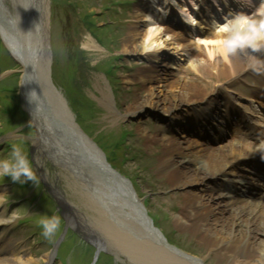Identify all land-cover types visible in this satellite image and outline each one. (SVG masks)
<instances>
[{
    "label": "bare ground",
    "instance_id": "obj_1",
    "mask_svg": "<svg viewBox=\"0 0 264 264\" xmlns=\"http://www.w3.org/2000/svg\"><path fill=\"white\" fill-rule=\"evenodd\" d=\"M207 1L211 0H149L151 6L148 3L143 4L139 8L137 19L149 17L151 20H156L159 25L161 19L158 18L168 14L175 17L179 13L184 16L191 6H202ZM9 2L10 6L5 4L4 0H0V35L4 38V45L13 54L12 47L15 46V42L8 37V29L14 28L15 32L21 35L22 32L25 33L24 22L26 26L32 27L33 20L38 19L45 30L48 26L46 24L48 17H44L45 14L42 15L43 10L37 17L34 16L33 10L36 13L37 9L31 8L27 0H9ZM49 2V0L43 1L47 4V9ZM189 14L191 15V12ZM172 16H170L172 19L170 27L155 26L154 30L146 32L143 37L139 28L133 26L132 33L125 41V53L155 58L157 54L169 51L172 46L177 45V48L183 51L197 47L200 51L193 55L192 61L195 62L193 69L199 76L197 79L188 81L185 76L167 74L169 77L163 79L158 75L157 67L149 68V71L141 78V81L147 85L149 98L146 101L137 102L126 112V116L137 114L140 110L143 112L149 107L157 113L164 112V114L172 115V118H177V115L181 113L179 110L189 112L190 107H201L207 103L205 110L196 113L195 117H188V121L200 120L207 115V112H214L226 105L222 101L223 97L216 96L219 93L218 90L211 88L210 84V80L222 77L228 79L234 77L238 82L242 77L251 74L250 79L260 85L258 88L264 89V71L257 72L250 67L257 59L264 61V52L256 54L255 58L244 53L228 58L221 55L210 57L209 52L214 51L217 46L202 42L192 47L188 44L182 29L189 25L191 29L197 31L198 20L186 17L184 21L179 17V20L174 21ZM151 25L154 26V23ZM175 27L177 29H174ZM216 39H218L217 35L208 38L207 41ZM91 42L92 39L87 41L85 46L87 49L97 51L99 47ZM148 48L152 51H146ZM177 60L183 63L182 57ZM247 80L244 79L240 83L234 81L228 88L232 89L242 83L248 85ZM94 88L100 93L101 99H98L101 105L110 111L108 121L111 124L119 121L122 117L114 112L108 86L99 79ZM200 93L204 95L198 99L197 96ZM176 120L179 123L181 118ZM160 134L155 138L147 137V141L150 142V148L155 150L153 155L160 156L157 172L163 178L159 181L157 191L163 194L160 199L163 203L161 208L165 209V205L169 206V209H165L167 212L164 211L166 214L159 218L160 222H163V233L152 230L146 219L139 214L138 207H144V204L135 190L133 192L136 198L130 201L132 205L128 211L130 213L128 218L122 216L117 218L118 224L111 221L108 226L105 225L104 217L96 220L91 215L89 218H94L97 223L88 225L89 219L80 212L84 209L86 213L89 206L84 204L80 196L72 192L75 187L73 177L49 161L48 156L42 152L44 150L41 148V140L38 137L33 139V161L43 183L56 198L60 210L66 217L65 220H70L69 224H73L82 234L86 233L85 229L90 228L98 233L97 235H101V238H96L101 241V245L108 246L109 250L113 251L119 264H214L215 262L264 264V199L243 200L242 197L230 195L228 191L224 192L223 187L242 183L236 176L239 175L238 169L243 166V158L255 157L257 153L264 151V145L257 146V144L234 139L219 149H212L204 143L179 142L175 138L162 139ZM262 154L264 155V152ZM49 164L53 166L54 174L50 172ZM64 179L70 189L72 188L71 194L76 201L62 191L60 183H63ZM215 179H218L215 187L208 184ZM217 184L222 185L216 186ZM197 186H200L201 190H198ZM3 199L0 196V219H5L6 211L1 210ZM2 225L3 223H0V226ZM10 241L0 248V264H16V256H23L27 264L34 263V257L24 249L23 245L11 248V254H7L6 248ZM186 242L200 245L201 250L183 248ZM172 244H176L177 247ZM2 252L5 254H1ZM51 257V255L44 257L46 264L52 261Z\"/></svg>",
    "mask_w": 264,
    "mask_h": 264
},
{
    "label": "rangeland",
    "instance_id": "obj_2",
    "mask_svg": "<svg viewBox=\"0 0 264 264\" xmlns=\"http://www.w3.org/2000/svg\"><path fill=\"white\" fill-rule=\"evenodd\" d=\"M49 1L53 81L68 99L69 106L73 109L81 128L104 151L115 170L131 181L141 202L145 203L150 219L163 233V222H160L159 218L166 214L165 209H169V206L165 205V209L161 208L163 203L160 199L163 194L157 191L159 181L163 178L157 172L160 156L153 155L154 149L150 148L147 137L155 138L161 133L162 139L169 140L174 137L179 142L198 143L194 126H191L193 134L185 135L187 123L189 124L188 117L195 113L191 111L192 109L189 112L179 110L181 112L177 115L181 118L179 123L174 120L176 118L168 117L169 114L157 113L148 106L143 112L140 110L137 114L127 116L125 114L137 102L149 98L147 85L141 81V78L153 66L158 68L156 69L158 75L163 79L169 77L167 74L182 75L187 77L188 81L197 79L199 75L193 69L195 62L192 58L200 50L195 48L193 46L195 43L190 40L188 44L194 48L183 51L178 49L177 45L172 46L169 51L159 53L155 58L125 53V41L132 33L133 26L139 28L142 37L146 32L154 30L155 26L163 28L168 26L163 18H159L162 20L159 21V25L156 20H151L149 17L137 19L139 8L143 4L148 3L151 6L149 0ZM4 3L9 5L10 2L4 0ZM153 23L154 26L151 25ZM91 39V43L99 47L97 51L87 49L85 46ZM188 51L190 55L185 57ZM177 56H183V63L173 66L169 59ZM21 71L19 64L5 48L0 35V159L7 157L10 144L19 142L29 159L33 161V139L37 133L21 101L19 89ZM98 78L108 86L114 112L122 117L116 123L111 124L108 121L110 111L107 107H103L98 99H101L100 93L94 88L99 81ZM229 81L228 78L223 77L210 80L211 88H216L219 92L217 97L225 99L228 96V92L231 91L223 87ZM245 86L244 84L235 86L232 89L233 97L238 94H248L249 90ZM203 95L204 93H200L197 98L200 99ZM125 116L126 118L123 119ZM178 117L177 119H180ZM49 170L54 174L51 164ZM37 175L40 179L35 184L15 183L8 177L0 180V196L4 198L2 209L6 211L7 217L15 212L14 219L17 224L20 223L19 227L16 226L19 229L10 236L11 241L6 253L11 254V248L23 245L24 249L34 257L33 264H46L44 257L47 255L52 256L53 264H119L116 257L105 252H101L99 259L95 261L96 248L88 245L72 228L61 241L60 237L66 225L65 216L38 172ZM60 184L62 191L76 201L66 180ZM208 184H212V181ZM168 187L170 189L169 184ZM197 189L201 190L200 186H197ZM176 191L180 193L179 190ZM83 210L80 213L89 219L87 224L96 223L94 218H89L91 212L88 210L85 213ZM53 215L60 217V228L53 237L45 238L41 234L39 221ZM172 245L177 247L176 244ZM183 246L187 249L201 250L200 245L197 244L186 242Z\"/></svg>",
    "mask_w": 264,
    "mask_h": 264
},
{
    "label": "water",
    "instance_id": "obj_3",
    "mask_svg": "<svg viewBox=\"0 0 264 264\" xmlns=\"http://www.w3.org/2000/svg\"><path fill=\"white\" fill-rule=\"evenodd\" d=\"M43 1L27 0V3L31 8L37 9L36 13L33 10V15L36 17L43 10L42 15L48 17L47 28L43 30V26L35 17L32 27L26 26L24 22L25 33L22 32L21 35L16 33L14 28L8 29V37L15 42V46L12 47L13 54L5 45L11 57L22 69L19 89L24 111L27 112L31 125L37 133L35 138L41 140V148L44 150L42 152L48 156L49 161L73 177L75 187L70 191L80 196L84 204L89 206V211L96 220L104 217L105 225L110 226L111 221L118 224L117 218L130 216L128 212L132 205L130 201L136 198L134 188L131 181L111 166L104 151L81 128L73 109L69 106L68 99L53 81L50 5L47 9V4ZM138 210L151 229L159 233L145 208L139 206ZM69 221L66 220L65 232L68 228H72L88 245L95 247L96 260L101 252L114 256L108 246L101 245L98 239L101 235H97L98 233L90 228L85 229L86 233L82 234L73 224L70 225Z\"/></svg>",
    "mask_w": 264,
    "mask_h": 264
},
{
    "label": "clouds",
    "instance_id": "obj_4",
    "mask_svg": "<svg viewBox=\"0 0 264 264\" xmlns=\"http://www.w3.org/2000/svg\"><path fill=\"white\" fill-rule=\"evenodd\" d=\"M250 4H255V0H249ZM215 33L218 39L205 41L216 45L214 51L209 52V56L221 55L224 58L236 56L241 53L256 57V54L264 52V0H260L259 6L251 14L238 12L225 22H214ZM146 51H152L151 48ZM250 67L260 72L264 70V61L259 59ZM31 98V93H30ZM32 100V98H31ZM4 177L10 178L12 182L33 184L39 182V177L34 168V163L29 159L21 143L10 144V151L6 158L0 159V180ZM16 213L6 219H0V223H7L15 217ZM45 238H51L60 228V217L53 215L44 217L39 221ZM16 264H27L23 256L15 257Z\"/></svg>",
    "mask_w": 264,
    "mask_h": 264
}]
</instances>
